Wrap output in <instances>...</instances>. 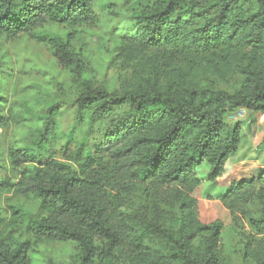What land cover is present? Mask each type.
<instances>
[{"label":"trees","instance_id":"obj_1","mask_svg":"<svg viewBox=\"0 0 264 264\" xmlns=\"http://www.w3.org/2000/svg\"><path fill=\"white\" fill-rule=\"evenodd\" d=\"M136 1V0H123ZM153 8L134 14L137 33L123 40L120 58L133 69L132 86L112 93L89 84L74 105L110 118L128 109L131 119L109 131L94 151L78 145L69 164L56 161L54 126L65 107L52 102L31 143L12 148L14 180H0V193L39 202L42 215L29 218L11 207L0 215V264H32L20 227L36 243H74L81 264H225L222 225L200 222L197 170L207 163L217 181L236 155L240 132L226 131L227 111L264 115V0H144ZM93 0H0V36L31 35L58 64L82 77L83 59L68 39L36 33L46 24L93 25ZM241 79L235 92L203 88L208 78ZM8 119L0 113V129ZM142 195L133 219L119 215L127 199ZM240 229L245 260L264 264V172L233 184L222 198ZM249 227L250 232L243 227ZM161 249L153 250L151 240ZM48 264H54L52 261Z\"/></svg>","mask_w":264,"mask_h":264},{"label":"rangeland","instance_id":"obj_2","mask_svg":"<svg viewBox=\"0 0 264 264\" xmlns=\"http://www.w3.org/2000/svg\"><path fill=\"white\" fill-rule=\"evenodd\" d=\"M97 22L93 25L66 26L46 24L36 33L56 34L68 39L73 51L84 61L85 73L78 77L64 70L42 43L31 35L15 38L0 36V113L8 119V126L0 129V180H14L17 171L11 168L8 155L12 148L31 143L37 130L42 127V117L48 106L55 101L66 105L56 120L53 145L56 161L69 164V155L78 145L94 151L103 143L104 136L119 124L130 120L128 109L116 111L110 118H103L91 110H79L74 103L89 84L105 88L112 93H124L132 86L133 69L125 67L120 58L124 39L137 33L134 14L155 6V1L144 0H93ZM255 0L243 3L244 11L255 6ZM203 88L235 92L240 89L241 79L234 75L226 81L208 78L201 83ZM226 131L238 129L239 148L225 166L221 178L211 182L209 166L204 163L198 170L200 186L194 197L198 201L200 222L222 225L221 249L225 264H257L243 257L240 229L236 230L230 212L222 204V198L230 187L242 180L256 178L264 172V115H255L246 110L227 111L223 117ZM129 122V121H128ZM142 195L126 200L119 215L133 219L142 208ZM19 207L29 218L42 215L39 202L34 198H23L14 193H0V215L8 223L12 221L11 207ZM17 240L26 243L32 264H81L80 250L74 243H36L19 225ZM250 232L249 227H243ZM163 244L155 239L150 247L159 250ZM95 264H108L95 260ZM112 264H129L120 258Z\"/></svg>","mask_w":264,"mask_h":264}]
</instances>
